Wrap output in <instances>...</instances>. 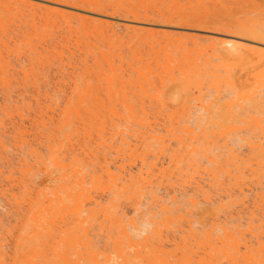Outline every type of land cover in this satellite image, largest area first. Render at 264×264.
<instances>
[{
	"label": "bare ground",
	"instance_id": "6f19581e",
	"mask_svg": "<svg viewBox=\"0 0 264 264\" xmlns=\"http://www.w3.org/2000/svg\"><path fill=\"white\" fill-rule=\"evenodd\" d=\"M125 1L0 0V84L54 64L70 82L60 103L0 92V196L18 216L0 264H264V20L223 21L230 0ZM145 196L138 223L122 202ZM26 222L45 239L14 254Z\"/></svg>",
	"mask_w": 264,
	"mask_h": 264
},
{
	"label": "rangeland",
	"instance_id": "374dc122",
	"mask_svg": "<svg viewBox=\"0 0 264 264\" xmlns=\"http://www.w3.org/2000/svg\"><path fill=\"white\" fill-rule=\"evenodd\" d=\"M116 0H102V2L106 5L110 4L111 2H115ZM120 2L122 3L121 6H127V1L125 0H120ZM147 2L151 3V4H155L156 8H159L161 10V12H165V8H166V4L168 3V0H147ZM139 3L140 0H135L133 2V4L135 6L139 7ZM256 5L257 7H254L252 5H250V3L247 0H230L228 2H226V8L225 10H219V18H221L223 21L226 22H231V23H235L237 21H243L246 19H257L260 21L264 20V1L263 0H256ZM139 9L141 11H143L142 8L139 7ZM147 9V13L149 15V17L151 18L150 22H157L156 17H157V12H153L152 10H154L153 8H151L150 6L146 7ZM152 13H154V16H152ZM141 19L143 21L144 18V13L141 12L140 15ZM115 20L118 22H122L124 18H127L126 14L124 12H122V14H116ZM166 17H168V15L166 14ZM154 18V19H152ZM132 19V18H131ZM173 23H170V28H166V30H170L172 33H177V32H189L195 35H199V36H203V35H208V36H218V34H213L211 33V29H207V28H201V27H194L191 30H181L179 28L180 25L176 24L178 21L177 20H173ZM161 24V23H160ZM159 27L161 29L160 26H156ZM174 28V29H173ZM171 36H175V34H172ZM189 48H191L189 46ZM148 49V48H146ZM134 52V46H122L121 47V53L124 57L125 61H129L130 57L132 55V53ZM118 53V52H117ZM24 59V61H23ZM25 58L21 57L20 62H22L23 64H26L25 62ZM25 62V63H24ZM56 64H54L52 67L45 69L44 71H38V75L40 76L39 79L37 80V77L35 80V82L33 80H31L29 83H24V81L21 79L22 76H20L18 79L16 80H12L10 83H8L6 86H2L0 84V92L9 95L8 100L5 101L4 103H6L7 105L10 104H18L21 105L19 103V101L24 100L27 96L30 95V91H32L33 89H39L42 93L48 92L49 96L52 97V99L58 103H60L63 99H64V95L62 92H59V90L63 89V86H67L69 85V80L67 79L66 76L62 77L60 75V73L57 72L56 70ZM36 72V71H35ZM51 76V77H49ZM55 78V79H54ZM82 82V79L77 80L78 85H81L80 83ZM60 84V85H59ZM15 89V90H14ZM24 90L21 91L22 95L20 97H17V90ZM42 89V90H41ZM8 90V91H7ZM0 93V102L3 101V94ZM189 117L191 119H194L196 121H198L199 119L203 118V111H197L196 109H192L189 108ZM192 115V117H191ZM242 129L244 127L243 124H239ZM239 132H236L235 135L236 136H244L247 134H251V131L247 130L248 133L246 134V130H242ZM68 130L64 129L62 134L59 135V137L63 136L65 133H67ZM243 132V133H242ZM238 133H240L238 135ZM232 148L237 149L236 146H233ZM21 155V157H20ZM8 160H10L11 163H16L19 159L22 158V154L19 151H15L12 150L10 152H8L7 154ZM50 171V170H49ZM54 175V174H53ZM38 181V180H36ZM3 183L0 182V186ZM40 192L41 194L39 195V200L40 201H44V195L46 194L47 196L50 195V189H46L45 187H41L40 188ZM160 197L164 199V201L169 200L168 198H164V193H161ZM146 196L142 198H140L137 201H141V203L137 204L136 207L137 209H134L133 203L132 202H122V206L124 207V210L127 211L128 216L129 217H134L135 219L138 220V223H140L142 221V219L144 218L145 214H147V212L149 211L150 208H152V206L150 205V200L147 199L146 200ZM178 198V199H177ZM185 201L184 197L178 196L176 194V201ZM145 200V201H143ZM121 201H136V199H130V200H126L124 198L121 199ZM183 201H182V205H183ZM142 208H141V207ZM4 209V210H1ZM15 208L10 209L8 206H6L4 204V200L3 198L0 196V226H3L5 229H11V226L13 225V220L15 218H17L18 216L16 215L15 212ZM3 211V212H2ZM3 213V214H2ZM6 215V216H5ZM8 215V217H7ZM240 218H236L237 222L235 221V224H243L245 222V215H240ZM9 223V225H8ZM24 229L25 232L22 233V236L24 237V239L20 240L21 244L15 245L13 244V253L16 254L17 252H24L26 249L31 248L32 246L36 245L37 243H39L40 241H43L45 238L43 236H36L34 234L35 231V225L31 222H26V224L24 225ZM2 234V230L0 229V235ZM17 233L14 234V237L16 236ZM101 243V242H100ZM99 243V244H100Z\"/></svg>",
	"mask_w": 264,
	"mask_h": 264
},
{
	"label": "snow or ice",
	"instance_id": "6c2138e0",
	"mask_svg": "<svg viewBox=\"0 0 264 264\" xmlns=\"http://www.w3.org/2000/svg\"><path fill=\"white\" fill-rule=\"evenodd\" d=\"M262 38H264V37H262Z\"/></svg>",
	"mask_w": 264,
	"mask_h": 264
}]
</instances>
